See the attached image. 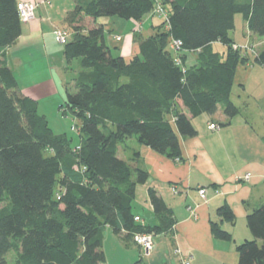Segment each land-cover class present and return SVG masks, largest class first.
<instances>
[{
	"label": "trees",
	"instance_id": "trees-1",
	"mask_svg": "<svg viewBox=\"0 0 264 264\" xmlns=\"http://www.w3.org/2000/svg\"><path fill=\"white\" fill-rule=\"evenodd\" d=\"M19 2L0 0V51L22 35ZM75 2L68 19L73 40L64 53L69 62L80 60L85 72L64 106L83 122L80 145L54 135L0 55V264L11 252L13 264H106V227L128 239L170 233L173 213L153 189L149 198L160 224L135 222L137 187L149 175L138 169L135 178L119 147L136 136L157 153L182 159L181 138L197 135L193 119L219 108L229 118L240 113L231 93L237 68L248 59L233 46L236 16L264 38V0H164L168 20L151 37L137 34L140 53L127 61L106 44L103 19L140 22L156 15L155 0ZM165 24L169 30L161 31ZM173 40L183 43L176 56ZM215 43L227 48L225 58L213 50ZM191 52L198 64L188 68ZM254 62L264 66V46ZM218 215L235 221L228 205ZM248 226L254 238L239 246V264H264V205L249 214ZM212 230L221 240L232 239L218 223Z\"/></svg>",
	"mask_w": 264,
	"mask_h": 264
},
{
	"label": "crops",
	"instance_id": "crops-1",
	"mask_svg": "<svg viewBox=\"0 0 264 264\" xmlns=\"http://www.w3.org/2000/svg\"><path fill=\"white\" fill-rule=\"evenodd\" d=\"M51 3L47 1L43 7L48 8ZM42 14L39 8L36 19L23 24L22 35L15 45L0 51L21 91L38 101L39 110L41 102L52 101L51 105H56L60 98L52 87L46 91L47 85H41L36 80V72L44 71L52 75L65 101L68 93L75 89L74 84V87L66 86L64 91L65 81L59 82V77L54 76L56 61L64 64L67 60L65 53H60L65 46L59 43L55 31L57 45L55 42L48 43L44 38L43 23L46 18ZM236 20L235 30L231 32L233 46L241 49L248 59L237 68L231 93V100L240 113L229 118L223 108H219L213 115L203 114L193 119L197 135L181 138L183 157L180 160L142 145L136 136V143L131 137L119 147V157L133 166L135 178L138 169L149 175L145 184L138 185L133 202V215L141 219L137 225L148 228L160 224V218L150 202L151 189L165 201L174 220L170 233H150L154 237V245L149 251L138 247L133 238H125L124 233L117 235L111 228H105L126 243V248L133 253L134 264H239V246L254 238L248 226V216L255 208L264 205V66L254 62L256 52L252 48L258 50L263 47L264 38L251 33L244 21L243 37L246 41L244 38L239 41ZM128 22L112 17L106 26V21H103L106 44L115 56L127 61L140 53L135 36L139 34L148 38L155 35L165 20L151 13L140 22ZM128 24H131L129 28ZM164 30H169L168 24L161 31ZM117 31L126 34L122 36ZM215 46L225 48L223 52L217 51L225 58L227 48L215 43L212 45L214 51ZM170 49L176 56L172 45ZM197 64L198 54L187 53L186 67L192 68ZM19 69L20 74L16 75ZM83 72L85 70L81 66L78 74ZM22 82L26 85L23 90ZM171 120L174 122L175 119L171 116ZM248 174L251 178L246 179ZM201 189L206 190V200L199 194ZM224 205L232 209L235 216L233 223L218 215V209ZM213 223H218L229 232L232 239L224 241L217 238L212 230ZM130 245L134 246L133 251Z\"/></svg>",
	"mask_w": 264,
	"mask_h": 264
},
{
	"label": "rangeland",
	"instance_id": "rangeland-1",
	"mask_svg": "<svg viewBox=\"0 0 264 264\" xmlns=\"http://www.w3.org/2000/svg\"><path fill=\"white\" fill-rule=\"evenodd\" d=\"M47 1H51V6L50 7H43L45 6ZM31 2V1H28ZM32 2H35L39 4V8H41V11H43V16L46 18L45 22L43 23V35L44 38L47 40V42H55L58 43L54 31L56 32L57 30L60 31H67L70 36L67 38V42L62 45H66L67 43L71 42L73 40V31L69 23V15L75 8V0H32ZM52 8V9H51ZM48 12V14H47ZM160 17V16H159ZM117 19L120 20V18L116 17ZM164 19V18H163ZM236 30H237V39L240 41L243 37V33L245 32L244 29V19L242 15H237L236 16ZM112 18H104L103 21H106V26ZM122 21L129 23L127 20ZM131 24L127 25V28H129ZM130 29L127 30V33L129 32ZM118 34L124 36L125 34L122 33L121 31H117ZM57 45V44H56ZM62 46V48H64ZM57 47V46H56ZM260 49V48H259ZM258 49V50H259ZM225 48L223 49L221 46H215V51L217 52H223ZM255 52L257 51L256 48H252ZM60 53H64L60 51ZM58 59V58H57ZM73 62H66L64 64L59 63L56 61V66L57 68L55 69V75L59 77V82L60 81H65V88L64 91H66V86L68 88L74 87V84L76 83V80L79 76L78 72L79 69L81 68V63L80 60L74 59L72 60ZM61 62V61H60ZM64 68V70H63ZM20 69L16 73V75L20 74ZM28 74V73H26ZM34 74V73H33ZM36 74V80L41 82V85H47L46 91L49 90V87H52L57 91V95L60 98V101L62 102L56 105H51L53 103L52 101L49 102H41V107L39 110V113L44 116L49 123L50 128L52 129L54 135L57 136H64L66 139L71 141L72 146L75 148L76 146L80 145L81 143V136L80 133L77 131V129L82 130L83 127V122L79 118H75V116L67 109H65V98L62 96V94L59 93V86L58 83L56 84L54 77L49 75L48 73H45L44 71H41V73H35ZM28 76V75H27ZM51 79V84L49 83ZM35 80V79H34ZM22 90L23 87L26 85H23L24 83H21ZM70 90V89H69ZM74 90V89H73ZM24 95L25 93L22 92ZM27 96V95H26ZM29 97V96H28ZM47 101V100H45ZM38 102V101H37ZM64 107H61V106ZM66 111V112H65ZM73 128H76V130H73ZM134 138V143H136L137 138ZM133 143V142H131ZM104 237H105V242H104V252L107 256V263L106 264H134L135 262L133 261V256L126 248V243H122V240L119 239L116 235H114L111 231L109 230H104ZM123 247V249L121 248ZM133 247L132 245L129 246V248ZM16 258V254L14 252H11L7 256V264H13L14 260Z\"/></svg>",
	"mask_w": 264,
	"mask_h": 264
},
{
	"label": "built area",
	"instance_id": "built-area-1",
	"mask_svg": "<svg viewBox=\"0 0 264 264\" xmlns=\"http://www.w3.org/2000/svg\"><path fill=\"white\" fill-rule=\"evenodd\" d=\"M164 0H155V8L154 13L156 15H161L164 20H168V12L163 4ZM18 10L20 14V18L22 23H30L36 19L37 11L39 10V4L35 2H28V1H20L18 5ZM55 35L60 44H65L67 42V38L69 33L67 31L63 32L57 30ZM121 40V37L118 38V41ZM183 43L179 40H173L172 48L175 52L180 53L182 52ZM177 62L180 63L181 60L178 58ZM73 130H76L73 128ZM79 149V148H78ZM251 178V174L246 175V179ZM199 194L202 199L206 200V190L201 189ZM136 223H140L141 219L139 217L135 218ZM134 243L143 250L149 251L153 248L154 245V237L150 233H137L133 236Z\"/></svg>",
	"mask_w": 264,
	"mask_h": 264
}]
</instances>
